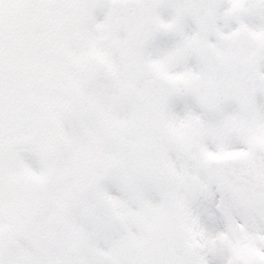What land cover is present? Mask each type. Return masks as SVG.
Listing matches in <instances>:
<instances>
[{"label": "snow or ice", "instance_id": "1", "mask_svg": "<svg viewBox=\"0 0 264 264\" xmlns=\"http://www.w3.org/2000/svg\"><path fill=\"white\" fill-rule=\"evenodd\" d=\"M0 264H264V0H0Z\"/></svg>", "mask_w": 264, "mask_h": 264}]
</instances>
